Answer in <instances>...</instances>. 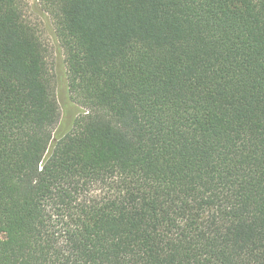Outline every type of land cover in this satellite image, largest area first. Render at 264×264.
<instances>
[{
	"label": "trees",
	"instance_id": "trees-1",
	"mask_svg": "<svg viewBox=\"0 0 264 264\" xmlns=\"http://www.w3.org/2000/svg\"><path fill=\"white\" fill-rule=\"evenodd\" d=\"M0 264H264V0H0Z\"/></svg>",
	"mask_w": 264,
	"mask_h": 264
},
{
	"label": "rangeland",
	"instance_id": "rangeland-1",
	"mask_svg": "<svg viewBox=\"0 0 264 264\" xmlns=\"http://www.w3.org/2000/svg\"><path fill=\"white\" fill-rule=\"evenodd\" d=\"M27 1L30 6H33V3L35 2V0ZM29 16L32 21L38 24L43 38L49 48L48 65L55 79V95L60 107V121L64 122L65 120L70 118V115L73 113V111L75 112V107L71 103H68L64 97L65 79L59 70V64L61 63L62 56L59 54L57 50V45L49 31V22L45 18L33 14L32 9L30 10Z\"/></svg>",
	"mask_w": 264,
	"mask_h": 264
}]
</instances>
